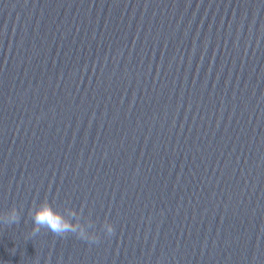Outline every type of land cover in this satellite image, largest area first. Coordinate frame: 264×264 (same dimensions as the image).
<instances>
[{"label": "water", "instance_id": "water-1", "mask_svg": "<svg viewBox=\"0 0 264 264\" xmlns=\"http://www.w3.org/2000/svg\"><path fill=\"white\" fill-rule=\"evenodd\" d=\"M13 206L0 264H264V0H0Z\"/></svg>", "mask_w": 264, "mask_h": 264}, {"label": "clouds", "instance_id": "clouds-1", "mask_svg": "<svg viewBox=\"0 0 264 264\" xmlns=\"http://www.w3.org/2000/svg\"><path fill=\"white\" fill-rule=\"evenodd\" d=\"M31 217L34 225L33 235L39 233L41 228H45L59 235L72 233L78 238L89 242H96L100 239V231L89 230L74 223L69 216L58 210L57 207L47 200L33 204ZM0 221L9 226L19 224L21 221L19 210L15 206L11 207L3 215H0ZM114 231L113 223L108 220L102 232L106 236H111Z\"/></svg>", "mask_w": 264, "mask_h": 264}]
</instances>
